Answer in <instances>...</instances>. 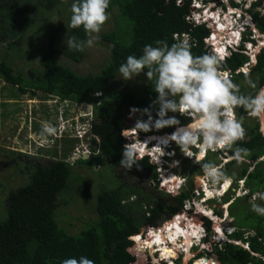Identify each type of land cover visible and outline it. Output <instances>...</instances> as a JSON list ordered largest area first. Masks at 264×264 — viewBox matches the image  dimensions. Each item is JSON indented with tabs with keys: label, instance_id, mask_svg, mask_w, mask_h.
<instances>
[{
	"label": "trees",
	"instance_id": "16d2710c",
	"mask_svg": "<svg viewBox=\"0 0 264 264\" xmlns=\"http://www.w3.org/2000/svg\"><path fill=\"white\" fill-rule=\"evenodd\" d=\"M2 1L12 4L8 16L14 24L26 23L27 12L32 10L26 5L28 2L24 1L22 6L20 0ZM2 1L0 0V5H3ZM61 2L62 0H44V8L54 9ZM191 3V0H181L179 3L178 0H111L108 12L118 8L119 14L115 28L102 35V38L111 44L110 57L96 73L89 72L81 75L69 66L58 62V53L76 62L82 61L86 47L83 52L74 48L57 49L55 33L51 34L50 43L42 51L41 72L34 73V76H31L32 80L28 79L22 71L15 70L7 59H0V77L8 84L15 85L22 92L21 94L31 92L33 95L42 92L45 96L77 103L87 102L92 105L95 115L92 128L100 137V153L92 154L93 158L90 160L78 159L77 163L101 164L106 162L112 169H115L112 171L120 180L114 188L101 191L95 207L97 220L88 223V227L79 234H70L58 223L56 211L57 201L62 196L64 198V195L58 197L59 194L67 187L69 188V179L73 173L71 163L64 159H53L47 164H42L33 160V155L19 153L18 158L15 159L20 169L19 175L25 177L24 174L27 173V177L24 183L10 190L6 197L5 216L0 218V264H62L64 259H79L81 256L93 260L95 264H134L136 257L129 248L135 244V241L131 239V236L139 233L144 225L158 223L170 206L176 210V207L181 206L184 199L189 196V191L184 190L176 196L177 205L167 199L158 204V207L145 209L149 215L140 214L143 206L142 199L157 200L155 191L158 190L154 189L155 191L141 197L139 187L134 184L128 185L127 182L135 175L148 176L156 180L157 166L150 162L149 157H145L139 161V168L133 167L129 171L122 168L120 160L125 137L121 135V132L125 130L126 113L130 112L132 107L140 109L148 107L156 94L152 91L150 81L144 86L142 96H138L136 91L128 86L116 88L111 92L110 86L119 74L120 64L126 61L127 56L139 57L142 55L143 47L147 44L155 46L156 40H164L171 46L177 40L187 37L192 45L194 56L213 53L205 41L211 29L206 23L196 24L189 18L192 10ZM263 4L264 0H257L253 2L251 8L246 9V12L251 15L255 28L262 34H264V14L258 11V7ZM231 5L239 7V3L234 0L231 1ZM119 15L124 17L123 22L119 20ZM2 24L4 31L9 29L13 33L15 30L13 26L7 28L4 21ZM71 33L76 43L87 40L82 28H72ZM219 34L222 33L216 28L213 38L218 39ZM254 34L255 32L251 29L244 33L243 43L231 51L230 55L220 64V70L228 71L230 79L239 86L241 94L245 95L254 93V90L246 84L245 72L242 70L245 66H250L247 71L248 78L256 82L258 87L264 86V47L257 54L256 63L250 65L251 55L244 46L246 42L255 41ZM14 44L21 45L19 41ZM96 93H100V97H96ZM64 113L73 115L70 108ZM236 115L238 119H244L242 123H245L248 117L243 108L236 109ZM127 127L130 131L135 130L131 126ZM243 127L245 138L233 145L232 149H224V152L231 156L234 149L240 147L248 149L249 154L243 163L237 164L235 160L229 161L223 173L227 177H232L236 184L239 179H245V187L249 189L250 195L262 193L264 192V160H259V158L264 157V134L260 132V125L256 119L253 125L244 124ZM139 133L151 135V132ZM156 137L160 136L156 135ZM147 139L156 141L152 137L146 138V141ZM96 145V141H93L91 148L96 149ZM210 153L201 163L219 165L221 162L213 161ZM22 156L25 159H22ZM247 160H252L255 164ZM194 170L199 171L200 165ZM81 187L85 193L83 186ZM85 189L90 190L88 184ZM224 190L221 191V195L225 192ZM140 192L144 193L143 188ZM132 195L139 197L133 202L128 201ZM248 197L250 196L239 197L246 206V210L242 209L243 222L237 221L236 211H233L234 208L231 209L235 202L229 206L230 216L234 217L235 225L239 229L230 237L247 242L248 248L234 242H227L221 248L214 246L212 254L217 256L221 264H264V259H261L264 257V217L257 216L251 210ZM229 200L230 197L225 202ZM259 201L264 204V201ZM200 209L204 211L203 208ZM227 209L224 208L226 216ZM216 212L222 214V210L218 211L217 208ZM190 218L191 216L186 213L185 218L182 219L186 227H181L184 225L181 221L180 226L175 224L174 220L165 222L163 228L153 231L152 238L146 240L145 243L150 245L151 240L154 243L157 242L161 244L163 254H168L169 250L165 248V245L171 241L170 236L173 230L171 227L176 225L191 233L196 230V227ZM214 219L217 222L215 228L218 231L217 227L223 224V218L214 216ZM204 220L210 230L211 221ZM227 221L229 224L230 220ZM164 229L168 231L163 233ZM183 241L184 244L180 240L169 247L175 256L176 253L184 251L185 239ZM162 259H166V264H175L173 257L157 258L160 261ZM148 264L158 263L149 262Z\"/></svg>",
	"mask_w": 264,
	"mask_h": 264
},
{
	"label": "clouds",
	"instance_id": "9594fccd",
	"mask_svg": "<svg viewBox=\"0 0 264 264\" xmlns=\"http://www.w3.org/2000/svg\"><path fill=\"white\" fill-rule=\"evenodd\" d=\"M191 1L192 10L189 15L191 21L196 24H207L206 21H212V18L210 17H203L205 20L201 22H199L197 19V21H195L194 18L196 16H200V18H202L200 11L205 10L207 4L212 2L211 0ZM246 2L247 3L244 6L246 8H250L252 7L254 0H247ZM110 4L111 0H73L71 5L70 23L67 27H71L73 29L82 28L87 36V40L81 43H76L72 39H66V46L68 48H74L80 52H83L85 47H92L94 41L98 39V34L102 31L103 26L109 20L108 9ZM193 9L195 10V13ZM258 11H261L262 14H264V6L259 8ZM210 13H214V11H210ZM245 14L249 13L245 11ZM251 19V16H249L245 19V21L240 19L235 20L237 29L235 25H232L229 30L233 32L237 31L238 39L236 40L238 44L236 47L233 46L234 44L231 45L230 43L220 45V47L224 49L223 52H221L222 49L218 50L219 48L217 47L216 43V46L211 43L215 52L216 50L220 52L214 53L212 49V54L194 56L192 53V45L189 43V39L187 37L177 40V42L173 43L171 46H169V44L164 40H156L154 42L155 46H153V44H147L143 47L142 55L139 57L135 55H129L126 58V61L120 64L118 68L120 79L129 81L143 75L148 81L151 82L152 91L156 94L155 98L151 100V103L148 107L143 109L132 107L130 109L129 118L135 119L136 121L133 128L138 133H149L153 131L159 132L165 128H175V131L173 130L174 132L172 131V134L166 135L164 137H152L155 134H141L138 137H131V134H136L133 133L135 130H131V133H129V127H127L128 125L125 123V130L121 132V135L125 137V141H128L125 142L122 150V159L120 160V165L122 168L127 171L131 170L133 167L139 168V161L145 157H149L150 162L157 166L158 177L156 180H154V182H159L160 180V189H168L169 194L175 192V195L179 196L183 192L182 183L184 182V179L177 176L181 182H177L176 184H170L169 182L168 186L163 185L165 171L169 170H167L165 165H160L162 163L168 162V158L173 160L174 155H170V150L173 151L174 148H171L169 144L174 142L185 156L189 158L195 157V162L200 165V169L203 172V176L200 179L203 181V184H207L208 188H228L227 191L220 195L221 197H224L229 191L235 190L233 184H236V182L234 179L232 180V177H227L221 170L223 169L224 164H202L201 161L207 156L209 152L214 153L217 151L219 152L221 158L225 160L224 163L226 164L231 160H235L237 164L243 163L245 161V158L249 154V150L246 148L236 147L231 156L227 152L225 155L221 152L222 149H232L233 145L245 138V129L243 127L242 120L238 119L236 115V109L238 108H243L249 117L255 118L259 122L260 132L264 134V86L258 87L256 82L248 78L247 70H245L246 84L254 90V93L248 95L241 94L239 86L233 83V81L230 79L229 72L220 70L221 61H224L230 55L231 51L237 49L243 43L244 33H247L250 29H253V31L256 30L254 24L251 22ZM214 23L218 22L214 21ZM217 27L218 24H216V28ZM213 35L214 33L210 32V35L205 39V41L207 40L209 42L210 40L217 39L213 38ZM176 36L178 37V35ZM227 40L228 38L225 39V41ZM236 40L231 37L230 42L235 43ZM252 43L253 42H246L244 43V46L246 47L247 44H251L249 48L246 47V51L249 52V50H253V53H249L251 55L252 64H255L257 58L256 54L260 52L261 46H258L254 50L252 49ZM99 94L100 93H96L95 96L100 97L98 96ZM56 99V104L58 107H67L70 104L68 103L64 105V102L69 100H61L58 97ZM82 103L86 102L77 103L78 110L75 109L72 112L73 114L84 110L80 107V104ZM90 106L92 107L91 104L87 105L85 111L91 115L86 114V116H83L85 117V120L83 121L84 125H81V123L79 124L80 131L73 128H65L66 130L60 129L61 133H65L68 138L76 139L78 141L77 145L81 147L82 153L79 152L80 156L77 157L76 160L87 157L91 158L92 154L98 155L100 153V137L93 131L92 128L95 115L93 107L90 111ZM169 113H172L173 115H169ZM175 114L190 118V122L186 125H181V121ZM64 115H62V117H64ZM57 131L58 128L56 126H50L45 123L41 126L40 135L45 139L51 136L49 140L53 139V136L56 138L59 136L62 137V134L56 135ZM148 137H152V139H155L157 143L153 140L146 141V138ZM84 138H86L88 142L85 143ZM135 138L140 139L135 141ZM93 141H96L97 143L96 149L91 148ZM129 141L131 143H129ZM193 147L198 148V153L194 152L192 149ZM259 160H264V157H260ZM238 183L239 186H241L240 189L237 187L238 190H240V192L246 191V193H243V196H250L249 202L251 204V210L257 214V216L264 217V204H258L255 202L257 199L264 201V192L253 193L250 195L249 189L245 187V179H239L237 181V185ZM196 184L198 189H196L194 195L197 196V200L193 203L191 202V199L188 198V200L185 201V204L183 206L181 205L182 207L179 206L178 208L192 209L189 204H197L196 215L203 219L210 220L211 228L210 230L207 228L205 220L204 223H201L200 221L190 218V221L195 223V227L198 230V235L195 232H192L186 236V246L184 248L185 252H180L186 254L184 257V264H188V261L191 259V263L196 259L192 264H214L213 259L207 256L194 258V255L192 258V251L195 247L197 249L200 248L201 250H208L209 247L206 244L213 246L211 248H214V246L218 247L217 243L221 242L224 237L225 240L221 242V247L227 242H238V244L245 245V248H248L247 242L234 240L230 237V235L239 230L235 224L231 225L229 223L227 225L226 221L225 223L223 222L224 225H222V228L225 229L224 236L220 235L216 229H214L213 232L212 222L213 220L215 221L214 216L218 217V213L216 212V209L210 205V203H214L215 201L213 199L216 197L211 198L207 196L204 185L199 184L198 181H196ZM177 186L178 190L181 189V191L176 189ZM240 192H238V196H230L229 201L225 202L227 198L222 201V213L224 212V205L228 203L227 208H229V206L235 202L237 198L243 197L241 196ZM231 193L233 194V192ZM137 199V195H132L129 197L128 201L133 202ZM175 204L177 205V202ZM150 208H154V206ZM200 208H203L204 211H202ZM145 209L147 208L144 207V210ZM146 214L149 215V212ZM223 214H219L220 218L223 217ZM229 215L230 210L228 211L226 219ZM176 219H179V216L176 215L170 220L175 221ZM161 220L158 222V224L161 223ZM234 220L235 219L233 217V221ZM164 222L161 223L159 228H153L151 231H159L161 228H163ZM181 222H184V220H181ZM181 222L179 223L176 220L175 224L180 226ZM184 226L186 227L187 225H185V223L184 225H181V227ZM165 231H168V229H165ZM212 232L214 233V237H218V241L216 239L210 240V236L208 235ZM142 234L143 232L135 239L134 237L136 234H134L131 236V239L135 241V244L145 246V248H151L150 246L143 244ZM180 238L181 237L178 236V239ZM155 244L161 247V244H157V242L154 243V245ZM129 249L134 256L138 257L136 249H133L132 247ZM155 252L162 253V250L159 249ZM253 255L257 254L253 253ZM261 259H264V257H261ZM160 260L156 262L158 264H166V259H162L164 262H160ZM62 264H95V262L85 256H81L79 259H64Z\"/></svg>",
	"mask_w": 264,
	"mask_h": 264
},
{
	"label": "rangeland",
	"instance_id": "374dc122",
	"mask_svg": "<svg viewBox=\"0 0 264 264\" xmlns=\"http://www.w3.org/2000/svg\"><path fill=\"white\" fill-rule=\"evenodd\" d=\"M24 1L28 2L26 5L32 8V10L27 12L28 19L25 24H14L11 18H9L8 16V11H10L12 4L7 3V1L1 2L3 5H0V37H1L0 59H7L14 66L15 70L22 71L28 79L32 80L33 78L31 76H34V73L41 72L42 51L50 43L52 33H55V40H56L55 46L57 49L68 48L65 43L66 39H72L74 42H76L71 33L72 28L67 27L70 23L71 5L73 0H63V2H61L54 9L51 10H47L44 8V0H20V4L22 6L24 4ZM211 1H212L211 3L209 2L207 4L205 10L200 11L201 16L202 18L203 17L212 18V21L211 20L206 21L207 25L211 29V33H214L216 29L215 28L216 24H218V27L221 30L225 29L224 30L225 32L219 34L218 39L210 40L209 42L206 40V44L209 46L211 50L213 49V45L211 43H213L214 46L230 43L231 45L234 44L233 46L236 47L238 44L236 40L238 39L237 31L233 32L228 29H230L232 25H235L237 29V25L235 22L236 19L245 21L247 17L251 16L250 14H245V11H247L246 9H249L244 6L247 3L246 2L247 0H234L237 3H239V7L232 6L231 5L232 0H211ZM7 4L10 5L8 6ZM262 6H264V4L259 6L258 9L261 8ZM210 11H214V13H210ZM118 14H119L118 8H115L109 12V20L105 23V25L102 28V31L98 34V39L94 41L93 46L90 48L86 47L85 55L82 61L76 62L73 59L68 58L64 54L58 53L57 54L58 62H60L63 65L69 66L75 72L81 75L88 74L89 72L96 73L100 71L101 67L104 66L108 61L111 50L110 42L104 40L102 38V35L115 28ZM194 18L195 21L198 20L199 22L205 20L204 18L203 19L200 18V16H196ZM119 20L123 22V20L125 19L124 17L119 15ZM3 21L4 23H6L4 25L7 28L11 26L15 28L13 33L9 29H7V31H4L2 24ZM214 21L218 23H214ZM227 22L230 23V27H226ZM17 31H19L18 34H14ZM254 32L255 34L253 35V37H255V41L252 43L253 45L252 49L255 50L258 46H261V48H263L264 34L260 33L257 28ZM231 37H233L236 40L235 43L230 42ZM226 38H228L227 41H225ZM17 41H19V43L21 44L20 46L14 44ZM250 45L251 44H247L246 47L249 48ZM218 48H219L218 50L222 49V47H218ZM213 51L214 53L220 52L217 50L215 52L214 49ZM252 51L253 50H249V52L253 53ZM249 67L250 66H246L242 70L244 72L245 70L249 71ZM147 83L148 80L144 78L142 75L137 78H134V80L124 81L120 79V75L118 74L117 77L111 83L110 91L112 92L116 88L128 86L129 88L135 90L138 96H142L143 88ZM21 93L22 92L15 85L8 84L0 77V218H3L5 216L4 211L6 209V197L10 192V190L17 188L26 181L25 177H27L26 175L27 173L24 174L25 177H20L19 175L20 169L15 161V159L18 158L19 153H26L27 155H31V156L33 155L34 157L33 160H36V162H40L42 164H47L50 160L53 159L69 160L72 163L71 165L73 167V173L69 179V184H68L69 188L67 187L68 190L66 188L58 196L61 197L62 195H64V198L62 196L57 201L58 208L56 211V218L58 223L61 225V227H63L68 233L79 234L82 230L88 227L89 225L88 223L95 222L97 220V212L95 207L101 191L104 189L114 188L115 187L114 185H116L120 181L117 175L115 176L114 172L112 171L115 169H112V167L106 162H103L101 164L77 163L76 158L80 156L79 152L82 153L81 147L77 145L78 141L76 139L68 138V136L65 133H61L60 131V129L66 130L65 128H69V129L73 128L80 131L79 124L81 123V125H84L83 121L85 120V117L83 116H86V114H90V113H86L85 111V108H87L86 106L89 104L87 102L80 104V107L84 110L79 111L78 113H74L72 116H69L68 114L64 115L65 114L64 112L68 110V108H70V112H73L75 109L78 110L77 102L67 101L64 102V105L70 103L67 107L65 106L58 107V105L56 104L57 102L56 97L45 96L42 92H37L33 95H31L32 94L31 92H28L27 94H21ZM100 95L101 94H99L98 96ZM89 108L91 111L92 107L90 106ZM129 114L130 112L126 113V124L128 123L129 124L128 126L134 127L136 121L135 119H130ZM62 115H64V117H62ZM169 115H173V114L169 113ZM175 115L181 121V125H186L190 122V118L188 117L179 114H175ZM243 120L244 119H242V122ZM254 121L255 118L248 116L246 117L245 123H243V125L244 124L253 125ZM45 123L50 126H56L58 128L56 135L62 134V137L59 136L58 138H56L55 136H53V139L51 140H49L51 136L47 137L48 139L42 138L40 135L41 126L42 124ZM72 124L76 126H73ZM171 129H175V128L174 127L165 128L160 130L159 132L153 131L151 132V135H153L154 133H158L153 135L152 137L156 135L160 137H164L165 134L167 135L172 134V132H169V130ZM129 133H131L130 129H129ZM133 133L136 134H131V137L132 136L138 137L139 135H141V133H138L137 131ZM137 139L140 138H135V141ZM127 141L128 140H126L125 142ZM84 142L86 143L88 142V140L84 138ZM169 145L171 148H174L173 151L170 150V155L171 156L174 155V158L173 160L168 158V162L162 163L160 165H165L167 170H169V171H165V174L166 175L169 174L170 177L171 174L176 176H179V174H181L185 176L186 186H184L182 189L195 194L196 189H198L196 185V181H198L199 184L201 183L203 184V181L200 179L203 176L202 170L201 169L199 171L194 170V168L198 167L199 164L195 162V157L189 158L185 156L181 152L180 148L176 146L174 142H171ZM192 149L194 150L195 153H198L199 151L197 147H193ZM221 152L224 155L226 154V152H224V149H222ZM210 156L211 159L216 163L221 162L222 164H224L223 169H221L223 172L226 164L224 163L225 160L222 159L218 153L216 154V152L214 153L211 152ZM223 157L226 158L225 156ZM91 158L87 157L83 160H90ZM22 159H25V157L22 156ZM252 162L255 164L254 161L252 160L249 161V163ZM178 181L181 182L180 179L175 177L174 182L177 183ZM112 182L113 184H111ZM127 183L128 185L129 184L137 185L140 191L143 188L144 193L139 191L141 197H144L146 194L151 193V191L158 188L157 190H159L160 192L154 190L156 192L155 194L156 197H158L157 200H148L146 198L142 199V203H143L142 205L145 208H150L152 206L158 207V204L161 201L167 199H170L172 203H175L176 201L175 192L172 191L173 193L169 194L168 189L165 188L160 189L161 187L160 180L159 182L157 181L154 182V180L148 176L140 177L139 175H135L133 178L129 179ZM87 184L90 187L89 191L85 189ZM163 185L168 186L165 183ZM203 185L207 193V196L211 198L216 197L215 199H213L215 202L210 203V205H212L214 209L217 208L218 211L223 209L222 201H224L226 198L230 196L232 197L238 196V192H240V190H238L237 187H239V189L241 187L239 186V183L238 186L237 184L234 183L233 186L235 187L236 191L231 190L224 197H221L220 195L223 189H221L220 193L217 192L218 196H215L213 195L215 189L208 188L206 183ZM81 186H83L85 193L82 191ZM176 189L178 190V186L176 187ZM227 189H225L224 191H227ZM178 191H181V189H179ZM231 192H233V194ZM243 193H246V191H241L240 192L241 196L244 195ZM249 200L250 197H248V201ZM255 202L261 204L259 199H257ZM244 205L245 204L243 200L239 198L238 200L235 201V203L231 207V209L234 208L233 211H236L237 221L243 222L242 209L246 210V206ZM248 205L251 206L250 202ZM189 206L197 211V204L190 203ZM224 207L226 206L224 205ZM223 213H222L223 222L225 223L226 221L227 223L228 219L229 220L232 219V221L231 220L229 221V223L232 225L233 217L229 215L228 218L226 219L225 210ZM171 217H172L171 211H169V213L168 212L164 213L162 215L161 223H163L168 219H171ZM218 217H220L219 214ZM161 223L156 227L159 228L161 226ZM216 223H217L216 220L215 221L213 220L212 222L213 232L214 229H216L215 228ZM224 223L222 225H224ZM222 225H218L217 228H218V233L224 236L225 229L222 228ZM146 228H148V225H144L142 230L138 234H136L134 239L139 237V235ZM213 232L211 234L209 233L208 236H210V240H214V239L217 240L218 237H214ZM195 233L198 235L197 228L195 230ZM250 233H253V231H250ZM143 240H149V238L148 237L145 238V236H143ZM223 240H225V237L222 239L221 242H223ZM179 241L180 239L175 240L171 243L169 241L165 245V248L169 250L168 254L164 255L162 251L161 255L159 256L168 259L173 257L175 264H184V257L186 254L176 253L175 256V254H173L172 251H170L169 249L172 243H178ZM151 242L152 244L150 245L146 244L151 247L148 248L147 251L144 250L145 246H141L138 244H134L132 246L133 249H136L137 251L136 253L138 254V257L135 256L136 260L134 264L136 263L148 264L149 262L157 263L156 261L158 260H156V258L153 257L157 255L155 251L161 249L162 247L154 245L152 240ZM182 243L184 244L183 241ZM235 244H238V242ZM206 245L209 247L210 250H212L210 245L208 244ZM243 246L245 247V245ZM207 252H208L207 250H201L200 248L197 249L195 247L192 251V258L194 257V255H195L194 258L207 256V257H211L213 261L217 263L218 262L217 256L212 253L207 254ZM150 253L153 257L150 255ZM191 260L188 261V264L191 263ZM160 262H164V261L162 260Z\"/></svg>",
	"mask_w": 264,
	"mask_h": 264
},
{
	"label": "flooded vegetation",
	"instance_id": "af4514ba",
	"mask_svg": "<svg viewBox=\"0 0 264 264\" xmlns=\"http://www.w3.org/2000/svg\"><path fill=\"white\" fill-rule=\"evenodd\" d=\"M179 177H181L182 179H184V182L182 183V188L184 187V186H186L185 184H186V181H185V176H183V175H181V174H179ZM197 185V184H196ZM183 191H184V189H183ZM188 198H190L191 199V202H193L194 203V201H196L197 200V196L196 195H194V193H191V192H189V196L188 197H186L185 199H184V203L182 204V206L185 204V201H187L188 200ZM171 201V200H170ZM161 202H163V201H161ZM160 202V203H161ZM159 203V204H160ZM181 206V207H182ZM178 210H179V212H178ZM230 210V209H229ZM169 211H171V213H172V217H175L176 215L177 216H179V219H176L179 223H180V221L183 219V218H185V214L187 213L188 214V216H191V219H194V220H197V221H200L201 223H204V219L203 218H201V217H198L197 215H196V210H194V209H188V208H181V209H177V207H176V210H174V207L173 206H170V209H167V211H165L164 213H166V212H168L169 213ZM175 211V212H174ZM186 212V213H185ZM141 214L142 215H146V211L144 210V206L141 208ZM195 214V215H194ZM183 216V217H182ZM171 217V218H172ZM170 219H168V220H166V222L167 221H169ZM175 220V221H176ZM165 223V222H164ZM232 224H235V220L233 221V223ZM159 224L158 223H156L155 225H152L153 227L151 228V227H149L148 226V228H146L144 231H143V236H145V238L146 237H148V238H151L152 237V234H153V232L151 231V230H153V228H157L156 226H158ZM144 227V226H143ZM142 227V228H143ZM210 228H211V226H210ZM142 230V229H141ZM143 236H142V239H143ZM143 242V244H146L145 242L146 241H142ZM211 247H213V246H211ZM148 248L149 247H147L146 248V251L148 250ZM212 250H210V249H208L207 251L208 252H210V253H208L207 252V254H211L212 252H213V250H214V248H211ZM156 254L157 255H155V257H156V259L158 258V256L161 254L160 252H156ZM151 255V254H150ZM211 258V257H210ZM151 260H152V258H151ZM190 264H192V263H190Z\"/></svg>",
	"mask_w": 264,
	"mask_h": 264
},
{
	"label": "bare ground",
	"instance_id": "6f19581e",
	"mask_svg": "<svg viewBox=\"0 0 264 264\" xmlns=\"http://www.w3.org/2000/svg\"><path fill=\"white\" fill-rule=\"evenodd\" d=\"M209 21V20H208ZM227 24V26L226 27H230V23H226ZM217 29L220 31V33H223V32H225L223 29L221 30L219 27H217ZM229 30V29H228ZM227 33V32H226ZM218 47H220V45L218 46ZM223 48H222V51L221 52H223ZM175 131V130H174ZM173 131V132H174ZM172 132V133H173ZM147 141H149V139H147ZM129 143H131L130 141H129ZM192 158V157H191ZM175 177H177L176 175H172L171 174V177L169 176V174L168 175H164V183L165 184H169V182H170V184H176L175 182H174V178ZM178 183H179V181H178ZM202 184V183H201ZM221 189L222 188H215V190H214V192H213V195H215V196H218V193H220V191H221ZM228 190V189H227ZM218 192V193H217ZM226 207L225 208H227L228 207V205H225ZM184 223V222H183ZM227 225H228V221H227V223H226ZM185 227V226H184ZM186 229V228H185ZM165 232V229H164V231H163V233ZM193 232H195V231H193ZM181 233H182V235H181ZM190 232H188L187 230L185 231L183 228H180V227H177L176 225L174 226V228H173V230H172V233H171V236H170V239L172 240V241H170V243L171 242H173V241H175L176 239L177 240H179L178 239V236H180L181 238H180V240L182 239V241L185 239L186 240V236L189 234ZM192 233V232H191ZM197 233V232H196ZM184 242V241H183ZM151 244H152V242H151ZM153 244H154V241H153ZM185 246V245H184ZM152 254H153V252H152Z\"/></svg>",
	"mask_w": 264,
	"mask_h": 264
},
{
	"label": "built area",
	"instance_id": "2783aa9c",
	"mask_svg": "<svg viewBox=\"0 0 264 264\" xmlns=\"http://www.w3.org/2000/svg\"><path fill=\"white\" fill-rule=\"evenodd\" d=\"M242 181V180H241ZM147 244V243H146ZM217 245H218V247L220 248L221 247V243L219 242V243H217ZM146 248L144 247V250H145ZM219 262V261H218ZM216 263V262H214V264H221L220 262L219 263Z\"/></svg>",
	"mask_w": 264,
	"mask_h": 264
},
{
	"label": "crops",
	"instance_id": "0c3cea01",
	"mask_svg": "<svg viewBox=\"0 0 264 264\" xmlns=\"http://www.w3.org/2000/svg\"><path fill=\"white\" fill-rule=\"evenodd\" d=\"M228 160V159H227ZM232 180H233V178H231ZM230 203V202H229ZM226 205H228V203L226 204ZM225 208V207H224ZM228 211H229V208H228ZM230 220H232V219H230Z\"/></svg>",
	"mask_w": 264,
	"mask_h": 264
},
{
	"label": "water",
	"instance_id": "95a60500",
	"mask_svg": "<svg viewBox=\"0 0 264 264\" xmlns=\"http://www.w3.org/2000/svg\"><path fill=\"white\" fill-rule=\"evenodd\" d=\"M256 60H257V58H256ZM250 65H253L252 63L250 64ZM250 160H248V162H249ZM153 258H155V257H153ZM159 264H161V263H159Z\"/></svg>",
	"mask_w": 264,
	"mask_h": 264
}]
</instances>
